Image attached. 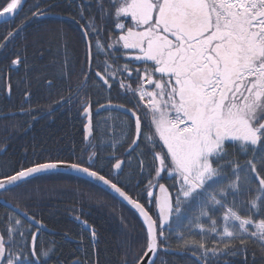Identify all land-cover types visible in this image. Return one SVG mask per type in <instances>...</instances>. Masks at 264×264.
Instances as JSON below:
<instances>
[{
	"label": "snow or ice",
	"instance_id": "snow-or-ice-1",
	"mask_svg": "<svg viewBox=\"0 0 264 264\" xmlns=\"http://www.w3.org/2000/svg\"><path fill=\"white\" fill-rule=\"evenodd\" d=\"M95 4L99 23L97 16H89V22L81 25L89 67L85 83L95 40L96 55L105 57L104 68L95 77L109 92L118 85L135 101L128 107L114 104L109 97L105 104L97 101L96 110H120L121 130L126 126L132 136L130 157L144 146L137 167L147 180L145 202L118 186L120 181L102 174L94 145L87 159H37L0 176V194L60 168L102 183L142 218L145 251L136 264H155L157 253L165 247L166 233L173 231L182 242L180 247L190 250L197 264L236 255L249 241L258 242L264 250V0H95ZM22 6V0H0V18H13ZM34 7L32 18L46 14L39 4ZM102 24L119 31L102 41L98 38ZM22 28L10 31L0 49ZM125 58L123 66L116 63ZM21 62L19 57L11 61L13 65ZM133 63L139 66L130 68ZM125 74L129 81H137L135 87L125 83ZM70 102L69 97L58 103ZM79 106L87 121L85 141H89L93 135L90 97H81ZM114 119H120L119 114ZM121 143L112 138L109 153L115 159L111 168L117 170L125 164L114 156ZM239 154L246 157L243 163L236 158ZM147 155L151 160L145 164ZM169 179L170 185L161 182ZM3 202L11 204L7 199ZM15 208L5 216V228L0 231V264H47L54 243L39 246L42 222L31 216L33 225L39 226L35 232L25 229L17 215L19 205ZM81 223L88 227L87 221ZM89 231L94 244L96 231ZM74 264L82 262L77 259Z\"/></svg>",
	"mask_w": 264,
	"mask_h": 264
},
{
	"label": "trees",
	"instance_id": "trees-1",
	"mask_svg": "<svg viewBox=\"0 0 264 264\" xmlns=\"http://www.w3.org/2000/svg\"><path fill=\"white\" fill-rule=\"evenodd\" d=\"M36 4L45 15H61L67 20L32 18ZM82 9L83 18L80 16ZM89 16H97L99 23L95 0H27L13 20L0 25V44L5 43L3 38L10 31L23 25L22 30L7 42L6 48L0 49V176L12 174L15 169L29 166L37 159L41 162L50 158L87 159L89 149L94 145L100 157L97 167L103 169L102 174L114 182L120 181L118 186L144 203L147 180L140 176L137 167L144 146L137 148L131 157L125 156L132 136L126 126L121 130L123 115L117 110L96 113L97 101L105 104L109 97L114 104L124 103L128 107L135 101L125 96L118 85L109 92L95 77L94 73L104 68L105 61L103 54L96 55L95 40L91 47L92 68L85 83L89 67L85 62L86 45L81 25L89 22ZM101 27L104 30L98 38L102 41H108L118 33L110 24ZM17 57L22 62L13 65L11 61ZM125 62L126 58L116 61L120 66ZM122 79L133 87L137 82L135 79L129 81L127 74ZM85 95L90 97L93 105V135L89 141H85L84 124L87 121L79 106V99ZM69 97L70 103H58ZM118 114L120 119H114ZM112 138L123 141L114 152L115 158L125 159L127 164L119 175L111 168L115 163L109 155L113 151ZM229 150L232 151L231 145ZM236 158L243 163L246 157L239 154ZM150 160L147 155L145 164ZM161 182L173 183L170 179ZM0 199L11 201L13 207L19 205L21 211H27L49 228L48 232L40 230L38 235L39 246L55 245L47 264H74L77 259L82 264H124L125 261L136 264L145 251V229L138 214L110 193L79 177L60 173L37 176L14 192L0 194ZM12 213L0 204L1 231L5 228V216ZM18 218L24 222L25 229L31 228L35 232V227L20 215ZM81 221H87L88 227ZM89 228H94L98 237L94 244ZM166 235L164 248L183 254L160 251L156 264H197L191 251L180 247L182 242L175 231ZM207 244L212 247V240L208 239ZM236 247L240 249L238 242ZM210 264H264V250L258 242L249 241L236 255L210 258Z\"/></svg>",
	"mask_w": 264,
	"mask_h": 264
},
{
	"label": "water",
	"instance_id": "water-1",
	"mask_svg": "<svg viewBox=\"0 0 264 264\" xmlns=\"http://www.w3.org/2000/svg\"><path fill=\"white\" fill-rule=\"evenodd\" d=\"M26 1L27 0H22V3H23V6H24V4L26 3ZM23 6H22V8L21 9H19L18 10V12L15 14V16L14 17H16V15L23 9ZM14 17L13 18H11V19H9V18H0V25H2V24H6V22H10L11 20H13L14 19ZM48 17H55V18H57L58 20L59 19H63V20H67L66 18H63L62 16H55V15H51V14H48V15H43V16H41V18H48ZM91 53H92V49H91ZM91 65H92V63H91ZM92 68V67H91ZM108 110H114V111H119L120 112V110L119 109H108ZM100 112H105V110H100L99 111V113ZM96 113H97V110H96ZM86 135H87V133H86ZM91 138V137H90ZM89 138V139H90ZM137 149V148H136ZM135 149V150H136ZM128 150H129V148H128ZM126 155H128V151L126 152ZM123 167H124V165L122 166V170H117V169H115L116 170V174H119V173H121L122 171H123ZM56 173H60V174H68V175H72V176H74V177H79V178H81V179H83V180H85L86 182H91L92 184H94L95 186H97L98 188L100 187L103 191H105V192H107L108 194L110 193L114 198H116L119 202H122V203H124L128 208H130V209H132L133 211H135V209H133L130 205H128L127 204V202L126 201H123V199L122 198H119L118 196H116L114 193H112L106 186H104L102 183H100V182H98V181H94V180H91L89 177H87L86 175H84V174H82V173H76V172H73L72 170H70V169H68V168H60V169H58V170H56L55 172H52V173H47V174H56ZM43 175H45V174H40V175H36V176H34L33 178H31V179H34L35 177H37V176H43ZM30 179V180H31ZM4 200L3 199H0V204L3 206V207H8L9 209H11L13 212H15L16 211V208L15 207H13L11 204L10 205H5L4 204V202H3ZM136 212V211H135ZM137 213V212H136ZM18 215H20L21 217H23V219L26 221V222H28L30 225H32L33 227H38L39 225H33V221L31 220V219H29V217H31L30 215L28 216V217H25L24 215H23V212L20 210L18 213H17ZM139 216V215H138ZM141 220H142V218H140ZM41 231H45V232H48V231H50L49 230V228H47L46 226H44L43 225V227L40 229ZM0 231H1V229H0ZM160 251L161 252H168V253H178V254H180V255H182L183 253L182 252H180V251H171V250H169V249H167V248H162V249H160L159 250V252L157 253V255H156V257H155V264H156V261L158 260V258H159V254H160ZM149 255H151V254H149Z\"/></svg>",
	"mask_w": 264,
	"mask_h": 264
},
{
	"label": "bare ground",
	"instance_id": "bare-ground-1",
	"mask_svg": "<svg viewBox=\"0 0 264 264\" xmlns=\"http://www.w3.org/2000/svg\"><path fill=\"white\" fill-rule=\"evenodd\" d=\"M56 16V15H55ZM58 16H61V15H58ZM63 18H66L65 16H62ZM50 18H53V19H56V20H58L57 18H55V17H50ZM4 151V150H3ZM125 154V153H124ZM176 251V250H175ZM180 252H182V251H180ZM183 253V252H182ZM178 254V253H177ZM178 255H180V254H178Z\"/></svg>",
	"mask_w": 264,
	"mask_h": 264
},
{
	"label": "flooded vegetation",
	"instance_id": "flooded-vegetation-1",
	"mask_svg": "<svg viewBox=\"0 0 264 264\" xmlns=\"http://www.w3.org/2000/svg\"><path fill=\"white\" fill-rule=\"evenodd\" d=\"M124 155H125V154H124ZM120 159H121V158H120ZM121 160H123V161L125 162L124 167H123V171H124V168H126V165H127V164H126V160H125V159H121ZM123 171H122V172H123ZM122 172H121V173H122ZM121 173H119V174H121Z\"/></svg>",
	"mask_w": 264,
	"mask_h": 264
},
{
	"label": "rangeland",
	"instance_id": "rangeland-1",
	"mask_svg": "<svg viewBox=\"0 0 264 264\" xmlns=\"http://www.w3.org/2000/svg\"><path fill=\"white\" fill-rule=\"evenodd\" d=\"M117 31H119V30H117Z\"/></svg>",
	"mask_w": 264,
	"mask_h": 264
}]
</instances>
